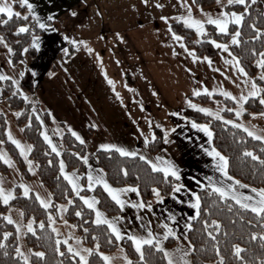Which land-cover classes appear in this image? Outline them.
Instances as JSON below:
<instances>
[{
	"label": "crops",
	"instance_id": "0c3cea01",
	"mask_svg": "<svg viewBox=\"0 0 264 264\" xmlns=\"http://www.w3.org/2000/svg\"><path fill=\"white\" fill-rule=\"evenodd\" d=\"M3 2L5 0H0V3ZM7 2L12 3L10 0ZM30 2L40 19L51 28H41L42 31L35 34L39 38L40 48H34L33 57L25 56L15 63H9L8 57L11 53L7 52L5 40L0 42V73L18 80L20 84L22 76L20 73H24L25 70L30 72L34 89L33 112L40 120L44 133L46 132L51 139L52 149L53 145L55 146V150L53 149L55 152H61L59 141L63 132L61 124L70 132L75 131L82 137V141H79L85 145L84 156L88 158L84 182L81 180V174L75 169H65L70 173L74 171L78 183L85 185L80 189L81 196H95L94 188L86 187L87 173L92 171L94 175L99 174L101 169L94 151L100 149L101 143H113L121 147L119 144L123 141L120 139L126 134L123 129L126 126L122 122L123 112L128 114L133 112V123L131 120L130 123L135 127L133 130L135 137L128 142H135V145H128L126 149L152 160H155L158 154L172 160L181 173L179 182L186 187L177 193L179 199L167 195L162 201H156L154 197L150 201L153 204L152 209H137L131 204L125 205L119 213L125 219L118 221L122 231L144 233L146 229L140 225L151 220L153 233H160L163 230L160 220H164L173 226L178 237L187 238L185 224L196 216L194 207L187 203L194 199L187 189L198 192L201 184L211 188L209 177L220 186L226 183L233 184L238 192L258 198L259 194L252 191L253 187L242 182L235 185L231 179L233 176L226 177L220 172L218 164L214 162L218 158L209 156L205 151L206 148L214 146L212 139L210 142L202 128L193 127V120L183 113L185 108L200 110L191 107L189 100L199 104L201 108L206 106L205 103L192 98L196 89H208L207 93L201 91L199 94L222 96H225L222 90H227L239 99L241 93L247 95L251 90L249 80L251 77L249 75L244 77L236 70L232 63L234 55L229 50L214 45L216 49L214 57L205 60L203 59L205 56H197L199 59L194 60L184 42L175 40L168 24L179 20L180 15L187 14V9L180 0H158L163 7H158L155 0H149L147 5L143 0H30ZM188 3L192 5L193 15L203 18V13L195 5L194 0H188ZM262 4L264 8V0ZM25 7L29 12L26 5ZM204 9L210 11L213 16L222 10L217 0L215 5ZM146 10L150 11L148 17ZM73 11L76 15L71 14ZM50 15L54 19H49ZM164 16L169 17V20L162 19ZM36 23L39 26V22ZM65 35L69 37L68 40L64 39ZM73 39L78 41V44H72ZM64 48L69 49L67 54L64 53ZM245 80H249V83L245 84ZM13 86L18 89L15 84ZM213 89L217 91L213 92ZM225 97L233 100L229 96ZM138 100L144 105H138ZM233 102L238 104L237 100ZM0 112L5 117L7 137L10 130L13 137L26 146V155H22L11 141L21 156L28 174V177H25L6 148L0 145V153H5L12 161L10 164L6 163L8 166L6 173L0 172V187L13 191L18 187L22 193L21 185L27 184L35 196L39 193L40 196L51 199L37 174L35 165L28 163L31 161L30 150L27 148L29 143L16 122L15 111L8 106L1 91ZM128 122L126 120V125ZM156 129L162 133V145L152 152L148 143ZM168 129L172 131H168L165 137L164 133ZM144 137H148L147 144ZM104 177L106 178L105 174ZM69 186L71 187L70 184ZM96 186L107 194L102 185ZM83 189L88 193H82ZM123 195L128 200L141 199L135 191H128ZM101 211L108 218L117 215L103 209ZM93 212L95 216L94 209ZM169 212L177 216L176 221L167 220ZM138 216L143 219H137ZM168 238L175 240L176 237ZM126 239L127 236L117 240L118 245L122 247Z\"/></svg>",
	"mask_w": 264,
	"mask_h": 264
},
{
	"label": "trees",
	"instance_id": "16d2710c",
	"mask_svg": "<svg viewBox=\"0 0 264 264\" xmlns=\"http://www.w3.org/2000/svg\"><path fill=\"white\" fill-rule=\"evenodd\" d=\"M15 8V12L21 13L20 16H14L9 19L6 15L0 13V19L9 20L7 24H0V35L5 37L7 45H11L14 52L11 53L12 62L26 57H33L35 49L29 47L28 51H23L25 46L29 45V39L33 34L40 33L42 30L37 25L31 14L26 10L25 5L20 0H10ZM195 5L200 8H207L215 5L216 0H194ZM229 10H242L240 5H226ZM248 11L244 14V21L241 25H230V31L234 32L236 27L240 28V43L231 44L226 34L215 31V26L206 24L208 29L206 33L196 38V31L186 26L179 20L171 22L172 30L183 36V42L190 51L195 49L196 56L214 57L216 49L211 43L212 39L221 42H229L231 53L235 57H239L240 63L244 66L248 75L254 78L256 83L264 88V80L261 69L255 61L259 60V54L264 52V32L257 35L256 29H264V8L262 0H247ZM28 13L27 16L24 14ZM29 24V31L25 33H16L15 28L20 24ZM255 24L256 28L251 25ZM253 37H256L253 39ZM255 49V52L252 51ZM191 52V51H190ZM20 88L25 96L19 95L10 80H0V91L8 106L21 115L15 117L25 139L31 145L29 158L35 165L37 174L51 194L52 203L48 208H44L38 201L36 196L30 192L29 197H24L18 190L14 189V197L5 205L0 199V213H3L9 206H15L21 209L24 220L33 218L34 232H25V241L33 250L44 252L42 257L36 256V251L30 254L29 260L31 264H78V258L68 251L64 242L49 226L48 214L56 216L57 204L67 201L68 197H72L74 203L67 204L65 210V218L75 225L83 242L89 245H100V251H111L116 248L117 242H109L108 236L114 234L110 232L104 223L96 224L93 219L92 209L83 204L79 196L73 193L68 182L60 172V161L63 160L65 169H75L81 174V180L84 182L85 163L80 159L85 155V145L76 139V137L61 124L63 132L59 137L61 144V152H55L48 141L44 138L41 129V122L33 112V80L30 72L25 70L21 76ZM260 89H258L259 91ZM264 95V92L261 93ZM193 99L215 106V104H223L220 113L223 117L236 119L231 107L235 105L233 100L216 94H199L192 96ZM245 111L242 112V118H248L252 113L264 112V104H261L259 98H249L242 105ZM183 113L186 117L199 123H207L212 131V143L216 149L229 158L228 171L229 175L236 177L242 183L253 188H264V142L255 137L249 136L248 133L235 124H229L220 117L212 116L208 113L197 109L185 108ZM48 118V116H47ZM5 117L0 112V145H3L19 169L28 177L27 170L14 144L8 140L5 131ZM155 140L148 143L149 150L154 152L162 145V133L155 130ZM245 149L255 153V156L245 153ZM76 153L80 155L77 156ZM97 163L107 180L115 185L122 186L132 184L138 186L139 196L146 202H150L155 194L153 186L161 188V194L167 196L171 189L162 180V173L154 171L151 165L140 156L122 155L117 149H96L94 151ZM260 159H256V157ZM124 170H127L125 175ZM8 171L7 164L0 159V172ZM175 181V178L170 177ZM87 190L83 189L82 193ZM93 193L98 197V205L105 211L117 213L118 205L112 201L108 195L99 187L93 189ZM198 193L201 196V212L199 216H195L191 223L193 227L187 229V238L190 242V258L193 264H205L213 262L215 264H264V237L260 233H264V221L261 217L253 213L250 209H244L229 197L219 198L212 188H200ZM79 209L82 215L77 216L76 210ZM206 210V211H205ZM204 220L211 224L212 220H219L220 231L215 232V226L204 229ZM43 221L44 228L39 227V222ZM88 229V231H85ZM7 231L12 233L5 238L3 233ZM207 231H213L214 237H209ZM252 233H256V237H252ZM170 239V238H169ZM0 240L4 241V245H0V264H24L19 256L16 255L17 233L13 223L9 222L0 215ZM57 240L60 244L57 245ZM171 240V239H170ZM168 240V241H170ZM241 245V252L237 255L233 246ZM59 247V252L56 250ZM219 248V253L216 248ZM144 260H140L139 253L135 251L130 241L125 242L124 250L131 259L132 264H167V259L161 249H156L153 245H144ZM63 253V255H61ZM223 257V261L220 257ZM243 257V259H240ZM90 264H105L99 253L93 251L88 256Z\"/></svg>",
	"mask_w": 264,
	"mask_h": 264
},
{
	"label": "snow or ice",
	"instance_id": "6c2138e0",
	"mask_svg": "<svg viewBox=\"0 0 264 264\" xmlns=\"http://www.w3.org/2000/svg\"><path fill=\"white\" fill-rule=\"evenodd\" d=\"M157 3L158 7H163L162 4L158 3V0H155ZM181 4L187 9V14L186 15H180L178 17L179 20L183 21V23L190 27L195 29V31L201 35L206 33L208 29L205 27L206 24H211L215 26V31L219 32L221 34H226L231 37L230 43L231 44H239L240 43V28L236 27L235 32L230 31V25H236L239 26L243 23L244 21V14L248 11L247 8V0H226V5H240L242 7L241 11H236L235 9L229 10L226 5H225V0H217L218 6L222 9L218 15L213 16V14L210 11H206L203 7H200V12L203 13V18L196 17L193 15L192 11V5L188 3V0H180ZM20 3L23 5H26L27 8L29 9V12L32 16V18L36 21L39 22V27L44 29L48 28L50 29V25H46L42 19L37 15L36 11H34V5L30 2V0H20ZM143 3L147 5L149 3V0H143ZM0 13L6 14V16L11 19L14 16H20L21 13L15 12L12 3L5 2L0 3ZM72 15H76V13L73 11L71 13ZM25 16L28 15V13L24 14ZM49 19H54L51 15L49 16ZM165 21L169 20V17L164 16L162 17ZM9 20L5 19H0V24H7ZM252 28H256L255 24L251 25ZM29 24H20L18 27L15 28L16 33H25L29 31ZM168 28L171 31V35L175 38L176 41L182 42L183 41V36L179 35L176 31L172 30V24H168ZM257 35L260 33L264 32V29H256ZM119 35V33H117ZM256 37H253L255 39ZM65 40H68L69 37L67 35L64 36ZM122 39V37H121ZM211 39V43L213 45H216L220 49H226L231 51L229 42H221L217 39ZM5 40V37L3 35H0V42H3ZM39 38L33 34L31 37V43L28 46H25L23 51H28L29 47L39 49L40 44L38 42ZM72 44H78V41L73 39L71 41ZM86 44L87 41H84ZM186 47V45H185ZM15 49L11 47V45H7V52L12 53L14 52ZM64 53L67 54L69 52L68 48L63 49ZM89 51H91V48H89ZM191 54L192 58L199 59V57L196 56L195 49H191ZM253 52H255V49H252ZM260 58L259 60L255 61V63L261 68L264 69V52H261L259 54ZM9 63L12 62L11 56L8 57ZM205 60H210L209 57H203ZM232 63L234 64L236 70H238L239 73L243 74L244 77H248V72L244 68V66L240 63L239 57L233 56L232 58ZM52 75V73H49ZM20 75H23V72L20 73ZM261 79L264 80V74H261ZM0 80H12V83L16 85V87L19 89L20 84L19 81L4 75L0 73ZM251 81V90L248 92L247 95H244L241 93L239 99H237L236 96H234L231 92L227 90H222L223 94L225 96L231 97L233 100H237L238 104L243 105L244 101H248L250 97L253 98H259V101L261 104H264V95L261 93L264 92V88H261L260 85H258L255 81L254 78H249ZM249 80H245V84L249 83ZM111 83V81H110ZM257 89H260L259 91ZM201 91L203 92H208L207 88L204 89H196L194 94L198 95ZM213 92L217 91V89H213ZM19 95L25 96V99H27L26 95L23 93L21 90L19 92ZM188 103L191 105L193 108H199L201 111L205 113H210L212 110L210 108L204 107L201 108L199 104L193 103L191 100L188 101ZM245 111L243 107L240 109L235 110L236 116H240L241 112ZM213 115H219L218 112L212 113ZM17 116L21 115L20 112L16 113ZM179 115V113H177ZM252 115H258V113H252ZM260 115H264V113H260ZM223 119V117H221ZM229 124L236 123L233 120L228 121ZM193 127L196 128H202L208 135L209 141L211 142L212 136H213V131L211 127L207 123H197L195 120L192 121ZM162 127V125H161ZM238 127L243 128L249 136L255 137L259 140H264V135H257V133L253 130H249L248 128L245 127L243 123L238 124ZM168 131H172V129H168L165 131L164 136L167 137ZM76 139L82 141V137L79 135L77 132L72 133ZM44 138L48 141L49 144L52 143L51 139H49L47 133H43ZM8 140L12 141L17 148H19L20 153L22 155H26V146L22 144V142L19 139H15L11 133V131H8ZM152 139L155 140V134H152ZM145 144L148 143V137H144ZM0 143H3V141H0ZM31 145H28L27 148L30 150ZM101 149H117L122 155H128V156H136L138 155L137 152L135 151H129L128 149L124 147H119L116 144L113 143H101L99 145ZM53 149L55 150V146L53 145ZM205 151L208 153L209 156L211 157H217L218 159L215 160L214 162L218 164L220 172L224 174V176H229V171H228V160L229 158L225 155H223L221 152H219L215 146L211 147L210 149L206 148ZM246 154L248 155H253L255 156V153L251 152L248 149L244 150ZM77 156H79V153H76ZM142 159L147 160V162L151 165L152 169L154 171H158L162 173V180L167 184V186L171 189L170 192H168V195H171L177 199L179 197L177 196V193L180 192L181 190L185 189V185L179 182V178L181 176V173L178 169V167L174 164V162L170 159H167L166 157H163L161 155H157L155 157V160L149 159L147 156H141ZM0 159H4L5 163H12L11 158L7 157L5 153H0ZM81 160L85 164L88 163V158L87 156H81ZM256 159H260V157H256ZM28 163L31 165V161H28ZM261 163H264V160L261 161ZM33 170V169H30ZM60 172L63 173L64 177L67 179L69 184L71 185L72 191L76 193L77 196L80 197V199L84 202V204L87 205L89 209H94L95 210V223L100 224L104 223L107 225L108 229L110 230L111 233L114 234V237L112 235L108 236V241L109 242H114L116 240H121L124 237H128L130 240L131 244L134 246L135 251L139 253V258L140 260H144V245H153L156 249H161L163 250V254L165 257H167V264H181L180 261H178L175 257L178 255L181 258L185 255V253L177 248L173 251H169L168 249L163 247L162 240L167 239L169 236L171 237H176L179 239L177 236V232L174 230L173 226L165 222L164 220H160V223L163 225V230L160 233H153L152 228H151V220L147 222V224H141L140 227L143 229H146V232L144 233H134L131 231H122L121 228L118 225L119 220H124L125 217L119 215V213L112 218H108L99 207H97V201L98 197L96 196H81L80 195V189L84 188L85 185L82 183H78L77 177L75 172L73 171L72 173L68 172L65 170V164L64 161H60ZM125 175H127V170H124ZM170 177L175 178V181L170 180ZM195 179V178H193ZM211 181L210 187L216 192L219 193V198L224 199L226 197H231L232 200H234L237 204H239L242 208L244 209H250L253 213L258 214L262 221H264V188H253L252 191L255 193H258L259 196L258 198L256 196H251L249 194L245 193H240L236 190L233 184H225L224 186L218 185L216 182L212 181V178H208ZM231 179L234 181L235 185H240L241 181L236 179V177H231ZM87 180L88 183L86 185L87 188L92 189L95 188L96 185H102L103 189L107 192L108 196L111 198L112 201L115 202L116 205L119 206L120 209H123L125 205L131 204L134 208L137 209H152L153 204L151 202H146L142 198L139 199L138 201L134 200H128L124 198V193L128 191H135L137 194H139V188L138 186L132 185V184H126L123 186H114L113 184L109 183V181L104 177V170L100 169L99 174H93L92 171H89L87 173ZM21 187L23 188V192L21 193L22 196L24 197H29L30 195V189L27 184H22ZM201 188L207 187V185L201 184ZM153 192L155 194V200L156 201H162L164 199V196L161 194V188L158 186H153ZM188 192L190 193L191 197L194 199H190L187 201V203L191 204L194 209L196 210V215L199 216L201 212V196L198 192L192 190V189H187ZM15 193L11 189H4L3 187H0V199H2L3 203L5 205L9 204V201L13 199ZM49 197H51V194H48ZM36 198L39 200L40 204L43 205L44 208H48L50 204L52 203L51 199H46V198H41L39 193H36ZM74 201L72 197H68V204H73ZM67 204H60L58 207L62 210H67ZM206 211V210H205ZM23 213L21 212V215ZM0 215H4L3 213H0ZM76 215L80 216L82 215L81 211L79 209L76 210ZM4 218L8 220L9 222L16 224V232L17 235H19V231L21 228V225L18 224L12 217L11 214L5 215ZM195 217H193L194 219ZM48 219L52 220V215L51 213L48 214ZM137 219H143V217L138 216ZM167 220L171 221H176L177 216L171 212H169ZM33 219H29L27 223V230L34 232L35 229L33 228ZM220 221L219 220H212L211 224L208 223L207 220H204V229L207 230L208 228L215 226L214 231L219 232L220 231ZM39 227L44 228L45 224L43 221L39 222ZM75 227V225H74ZM193 227V224L191 222H187L185 224L186 229H191ZM55 231V229H53ZM85 231H88V229H85ZM12 235V233H9L5 231L3 233V236L5 238L9 237ZM207 235L209 237H214V232L213 231H207ZM256 233H252V237H256ZM262 237H264V233H260ZM79 240L80 238H74ZM64 243L67 245V249L70 253H74L75 255L72 257L73 259H76V257H79L78 264H89V259H88V254H91L94 249L93 248H84L82 251L74 246L71 243H68V240L65 239ZM190 243V242H189ZM60 244V241L57 240V245ZM0 245H4V241L0 240ZM234 251L237 255L241 252V245L236 244L233 246ZM59 252V247L56 249ZM16 255L20 257V259L24 262V264H31L29 260V255L26 254L24 251H22L21 247L19 244L16 245L15 248ZM95 251L99 253V256L103 258V261L105 264H111V257L105 253L100 251V245L97 242L95 246ZM219 248H216V252L219 253ZM36 256L42 257L45 255L44 252H36ZM63 255V253H61ZM223 257H220V260L223 261ZM240 259H243V257H240ZM124 264H132L131 259L125 254L124 255ZM147 264V262H145ZM182 264H190V262L186 259H182Z\"/></svg>",
	"mask_w": 264,
	"mask_h": 264
},
{
	"label": "rangeland",
	"instance_id": "374dc122",
	"mask_svg": "<svg viewBox=\"0 0 264 264\" xmlns=\"http://www.w3.org/2000/svg\"><path fill=\"white\" fill-rule=\"evenodd\" d=\"M146 11H147L146 14H147V17H148V14H149L150 11L149 10H146ZM236 11H238V10H236ZM200 35L201 34H199V33L196 32V38H200ZM230 40H231V37H229V42H230ZM137 103H138V105H144L143 102H141L139 100L137 101ZM205 107L210 108L212 110V112L209 113L210 115L215 116V117H220V118L223 117L221 115V113H220L221 109L223 108V104H219V105L215 104L214 107L206 104ZM241 107H243L241 104L240 105L239 104H235L233 107H231V110H233L236 119H229V118L223 117V120H225L227 122L229 120H233V121L236 122V123H233V124H235L237 126H238V124L243 123L246 128H248L249 130L255 131L257 133V135H264V115H260V113H264V112H259L258 115H255V116L252 115L250 118L246 119V118H242L241 117L243 111L241 112V115L240 116H236V114H235V110L240 109ZM216 112H218L219 115H213L212 114V113H216ZM133 117H134V113L133 112L130 113V114H128V112H123V117H122V120L123 121L122 122H123L124 126H126V127H123L124 132H126V134L122 137V139H120L121 141H123L121 144H119L121 147L126 148L128 145H132V144L135 145V142H131V143L128 142V140H132L135 137L134 131H133L135 129V127L130 123V120L132 122ZM126 120L129 121L127 123V125H126ZM41 129H42L41 131H42V134H43L45 130L43 131L44 128L42 126H41ZM262 141L264 142V140H262ZM86 193H88V192H86ZM40 197L41 198H44L43 195L40 196ZM60 204H68V200L65 201V202L64 201L59 202L57 204V208H56V216L57 217H54L51 214L52 215V220H49V226L51 227V229L52 230L55 229L54 232L59 236V238L63 242H64L65 239H67L68 240V243L73 244L74 246H76L77 248H79L81 251L84 248H93L94 251H95V246L96 245H89V244H86L85 242H83V240L81 239L79 233L77 232L76 227H74V224H72L71 222H69L65 218V216H64L65 210H62V209H60L58 207V205H60ZM83 204H84V202H83ZM84 205H86V204H84ZM21 212L22 211H21L20 208L15 207V206H9L8 209L4 212V215L3 216L8 215V214H11L12 217H13V219L18 224L21 225V228H20V231H19V235H17V244H19V246L21 247L22 251H24L30 257V254L33 251H36V250L31 249L28 246V244L26 243V241H25V232L28 231L27 230L28 220L29 219H33V218H29L27 220H24L23 214L21 215ZM92 212H93V209H92ZM108 213H110V212H108ZM118 213H120V208H119V211L117 213H110V214H118ZM93 219L95 220L94 212H93ZM13 225L15 226V229H16V224H13ZM74 238H80V239L77 240V239H74ZM168 240H170V239L167 238V239H163L162 240V243H163V247L164 248L168 249L169 251H173V250H175L177 248L181 249L185 253V255L183 256V258H181L180 256L177 255L175 258L178 261H180L181 264H182V259H186V260H188L190 262V264H193L192 261H191V258H190V248H191V245L189 243L188 238H186V237H179V239L175 238V240L174 239H171L170 241H168ZM126 241H130V240L129 239H126L122 243L123 246L121 247V246L118 245V241L116 240L117 246H116L115 249H113L111 251H102V252L107 253L112 258L111 259V264H124V255L126 254V252L124 250V246H125V242ZM65 246L67 248V245L66 244H65ZM133 248H134V246H133ZM36 252H40V251L37 250ZM162 253H163V250H162ZM72 254L75 255L74 253H72ZM88 256H89V254H88ZM77 258L79 260V257H77ZM166 259H167V257H166ZM205 264H215V263H213V262H207Z\"/></svg>",
	"mask_w": 264,
	"mask_h": 264
}]
</instances>
